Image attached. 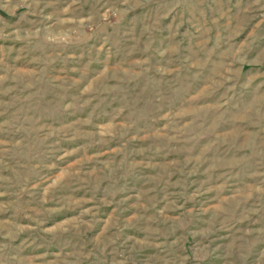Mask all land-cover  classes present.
I'll list each match as a JSON object with an SVG mask.
<instances>
[{
    "label": "rangeland",
    "instance_id": "1",
    "mask_svg": "<svg viewBox=\"0 0 264 264\" xmlns=\"http://www.w3.org/2000/svg\"><path fill=\"white\" fill-rule=\"evenodd\" d=\"M0 264H264V0H0Z\"/></svg>",
    "mask_w": 264,
    "mask_h": 264
}]
</instances>
